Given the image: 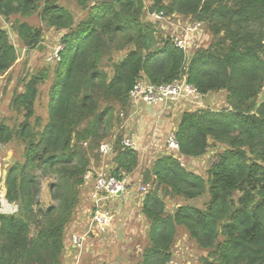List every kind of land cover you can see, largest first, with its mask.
<instances>
[{"label":"trees","instance_id":"trees-1","mask_svg":"<svg viewBox=\"0 0 264 264\" xmlns=\"http://www.w3.org/2000/svg\"><path fill=\"white\" fill-rule=\"evenodd\" d=\"M151 1L148 16L161 14L177 26L198 24L207 45L185 51L175 45V35L158 37L155 22L144 19L143 0H77L83 11L77 21L59 0H0V16L35 13L47 29L60 32L62 46L58 59L49 61L55 67L47 122L36 130L44 69L23 78L21 91L10 100L21 115L19 124L13 128L0 120V145L15 139L23 145V161L8 165L5 175V199L18 206L12 214L0 207V264H61L66 246L79 250L71 235L82 230L71 229L82 223L81 203L88 204L83 186L93 161L89 154L101 158L96 150L112 141L110 174H132L138 152L123 145L126 137L117 139L114 114L124 120L139 106L129 96L135 83L160 86L182 77L201 96L225 92L229 107L183 112L174 129L178 152L158 157L144 171L143 183L154 186L139 204L149 223L148 243L129 264H176L172 248L179 226L207 251L201 264H264V101H257L264 87V0ZM13 28L26 49L40 44L41 27L20 22ZM121 51L126 53L112 62L109 73L105 64ZM16 60V49L0 27V74ZM211 144L225 148L210 161L206 179L185 169L183 159L202 157ZM46 178H52L51 203L43 207L38 196ZM159 192L184 200L207 194L208 199L201 208L180 205L169 214Z\"/></svg>","mask_w":264,"mask_h":264},{"label":"rangeland","instance_id":"rangeland-1","mask_svg":"<svg viewBox=\"0 0 264 264\" xmlns=\"http://www.w3.org/2000/svg\"><path fill=\"white\" fill-rule=\"evenodd\" d=\"M143 1L145 4L144 19L147 21L150 20L152 23L155 22L154 27L159 31L158 37L161 38L163 33L166 36L168 34L177 36L178 30H181L183 26H177L175 20H167L164 16L156 22V20L152 18V13L148 16V12H151L150 6L152 5V1ZM87 3L86 6L90 5L91 1H87ZM59 4L69 9L75 16L76 21L83 16L82 7L77 0H59ZM20 22H27L30 25L38 26L43 29L42 40L34 49H26L17 39L13 27L14 24ZM175 26L176 31L174 30ZM0 27L7 31L9 40L14 45L17 55V60L12 67L7 72L0 74V120L13 128L19 124L21 115L16 114L11 109L10 100L15 92L21 91L23 78L27 79L30 74H36L44 69L47 72V76L38 86V98L35 103V115L40 118L39 126L36 127L38 131L48 120V93L50 85L53 82V70L55 67V64L49 63V61H51V58L54 57L57 50H59L60 32L47 29V27L40 22L35 13L31 16L13 15L7 19L0 16ZM195 30L190 32V38L186 40L188 46L193 49L196 46H206L208 36L203 32V28L202 31ZM184 34H186V31ZM188 36L189 35H187V37ZM125 53L126 51H121L119 53L114 52L113 55L110 56V60L105 64V69L110 73L112 62L119 60ZM257 101H264V87L258 95ZM158 105H160V102H158L157 105L149 104L147 106L145 103H141L140 106H134L131 112H126L124 120H120L116 114L113 116L115 129L118 130L117 139L119 142L126 136L130 138L133 136H140V138L137 139L138 141L135 140V149H137L138 152L139 162L132 174L124 175L128 182H130V185L123 199L119 197L107 203V207L111 210V215H109L110 219L108 220V225L96 226V230H99L102 236L93 239L95 244L89 249V252L93 249L95 256L94 258L91 257L90 262L87 264H100L104 260L105 262L103 264H129L137 261V255L141 253L148 243L147 234L149 226L148 221L140 213L141 206L139 204L142 200V196L154 187L150 182L147 184L143 183L144 171L147 170L146 168H149L152 162L158 157L172 153L167 148V134L171 130L174 131V129H176L183 112L195 111L197 109L220 111L229 107L225 92L208 93L198 99H180L176 101V106L173 109L165 111L164 117L161 115L163 113L160 108L158 109ZM137 108V113H135L134 111ZM157 116L159 117L157 118ZM146 118L149 120L146 121ZM33 120L34 119H31V121ZM22 148V143L16 139L6 144V147L0 145V207L5 214H12L17 211L18 205L16 203H9L5 199L4 181L8 165L16 161H23ZM224 148L225 146L223 145L211 144L202 157L191 160L183 159L181 163L185 169L206 179V170L210 161L215 158L216 154L222 152ZM89 155L91 157L90 160H93V167L102 166L104 173L107 174H110L114 169V156H107L108 158L101 159L95 152ZM51 180L52 178H46L41 182V191L38 200L43 207L51 203L48 189V184ZM142 186L146 188L145 191L140 189ZM87 192H89V189L88 191L84 189V194ZM159 195L163 198L166 212L169 214H172L180 205H191L201 208L203 203L208 199L207 194L194 200L171 198L164 195L163 192H159ZM88 205H90L89 199L88 204L82 202V211H80V213L89 209L90 207ZM86 217L90 219V216ZM87 229V224L81 226V230ZM86 239H88L87 236L84 240ZM84 252L85 251H82L81 254ZM206 252L207 251L199 248L188 236L187 230L183 226L178 227L172 248V258L176 264H201V259L206 256ZM75 255L78 257L79 254L77 255L76 253ZM106 255H108V259H105ZM81 257L77 261L75 260V264H83L79 262Z\"/></svg>","mask_w":264,"mask_h":264},{"label":"built area","instance_id":"built-area-1","mask_svg":"<svg viewBox=\"0 0 264 264\" xmlns=\"http://www.w3.org/2000/svg\"><path fill=\"white\" fill-rule=\"evenodd\" d=\"M152 16L156 19H161V14L153 13ZM197 28L198 24L181 27V30H178L177 36L175 35V45L187 51L188 44L186 40L190 38V32H193L195 29L197 30ZM185 31L186 34H184ZM187 35L189 36L187 37ZM61 47L62 46H60L59 49ZM54 57L58 59L57 53ZM129 96L133 104L136 105H140L141 103L157 104L158 102L162 103L166 101L176 102L180 99H198L201 97L197 89L187 83L185 77L160 86H153L145 82H137L130 90ZM122 143L128 148H136L135 141L130 137H126ZM112 144V141L104 142L99 146L96 152H98L102 158H106L112 152ZM166 144L167 148L172 153L175 154L178 152L179 146L173 130L167 134ZM86 185L90 186L89 200L94 209L90 208V211L87 212V215L90 216L87 222L88 229L84 230L81 234L73 233L71 235L72 245L79 249L76 251L77 255L79 254L77 260L80 258V254L83 251L85 237L87 236L88 238L92 232L99 231L96 230V226L108 225L111 210L107 207V203L123 196V194L127 192L128 180L125 177H116L104 173L103 169L96 171L87 170L84 174V186ZM140 189L145 191L146 188L142 186Z\"/></svg>","mask_w":264,"mask_h":264},{"label":"crops","instance_id":"crops-1","mask_svg":"<svg viewBox=\"0 0 264 264\" xmlns=\"http://www.w3.org/2000/svg\"><path fill=\"white\" fill-rule=\"evenodd\" d=\"M187 101V100H186ZM141 105V104H140ZM139 105V106H140ZM147 106L149 105V104H146ZM157 105V104H156ZM147 106H145V107H147ZM176 106V102H168V101H166V102H162V103H160V105H158V109L160 108L161 110H162V113L163 114H161L163 117L165 116V111H168L169 109H173L174 107ZM149 108H152V107H149ZM138 110V108L134 111L135 113H137L136 111ZM146 110V109H145ZM160 110V111H161ZM137 116V115H136ZM159 116H157V118H158ZM135 120V119H134ZM149 119L148 118H146V121H148ZM145 122V121H144ZM133 123V122H132ZM126 127H127V124H126ZM159 132V131H158ZM126 137H128V136H126ZM134 141L136 140V141H138L137 139L138 138H140V136H133V137H131ZM102 158V157H101ZM107 158V157H106ZM102 159H105V158H102ZM93 165V161H91V163H90V166H89V170H92V171H96V170H100V169H103V167L101 166V167H93L92 166ZM87 191H88V189H90V186H88V185H86L85 187H84ZM82 211V210H81ZM82 215H81V218H82V223L80 222L79 223V227L78 226H73L72 227V229H71V232H73V231H75V230H77V229H81V226H85V224H87V217L86 216H88L87 215V212H86V210H84V212L83 213H81ZM86 220V221H85ZM84 230H82V232H83ZM70 232V233H71ZM102 233H100L99 231H94L93 232V234L91 235V236H89L88 237V239H89V241H88V239H86L85 241H84V245H85V247H84V249H83V251H85L82 255H80V257H81V260H79V262H81V263H85V264H87V263H89L90 262V259H91V257H93L94 258V256H95V252L93 251V249L89 252V249L91 248V247H93V245L95 244V242H94V240L93 239H95V238H98V237H100V236H102L101 235ZM77 252L74 250H72L71 248H69L68 246H66V248H65V250H64V253H63V256H62V263L61 264H75V260H77V257H76V254ZM105 259H108V255H106V257H105ZM105 262V260L102 262V263H100V264H103Z\"/></svg>","mask_w":264,"mask_h":264},{"label":"water","instance_id":"water-1","mask_svg":"<svg viewBox=\"0 0 264 264\" xmlns=\"http://www.w3.org/2000/svg\"><path fill=\"white\" fill-rule=\"evenodd\" d=\"M120 195V194H119Z\"/></svg>","mask_w":264,"mask_h":264}]
</instances>
